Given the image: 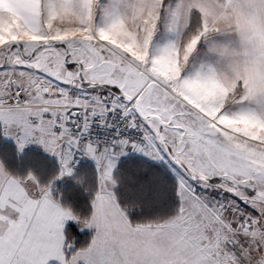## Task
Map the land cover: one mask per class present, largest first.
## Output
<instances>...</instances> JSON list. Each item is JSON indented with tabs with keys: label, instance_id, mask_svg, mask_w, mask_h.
Listing matches in <instances>:
<instances>
[{
	"label": "snow or ice",
	"instance_id": "1",
	"mask_svg": "<svg viewBox=\"0 0 264 264\" xmlns=\"http://www.w3.org/2000/svg\"><path fill=\"white\" fill-rule=\"evenodd\" d=\"M0 137V264H264V0H0Z\"/></svg>",
	"mask_w": 264,
	"mask_h": 264
},
{
	"label": "trees",
	"instance_id": "2",
	"mask_svg": "<svg viewBox=\"0 0 264 264\" xmlns=\"http://www.w3.org/2000/svg\"><path fill=\"white\" fill-rule=\"evenodd\" d=\"M0 155L7 156V162L12 167H23L24 164H33L32 166L35 167L38 171H42L45 177L53 174L56 170V166L54 165V163L43 155L38 158L37 154H33L34 157H32V152H28L27 154H25L26 157L22 156L20 159H18L16 157V148L14 147V145L9 141L4 140L2 137H0ZM24 160H27V163H21V161ZM80 171L81 170L78 171V174ZM56 186L59 192L62 194V200L64 203L70 204L75 210L81 212L82 214L86 215L88 213V194L85 193L80 186L73 183V179L71 177L62 181H56ZM146 214H149V210L147 208H144L142 210L133 211L131 213V216L135 219ZM69 231L72 236H75L76 243L78 245L86 244L88 239H90L91 237V233L89 231L84 230L83 232H81L74 223L69 224Z\"/></svg>",
	"mask_w": 264,
	"mask_h": 264
},
{
	"label": "crops",
	"instance_id": "3",
	"mask_svg": "<svg viewBox=\"0 0 264 264\" xmlns=\"http://www.w3.org/2000/svg\"><path fill=\"white\" fill-rule=\"evenodd\" d=\"M4 140H6V141H9V142H11L13 145H14V147L16 148V146H15V144H14V142L12 141V140H10V139H6V138H4V137H2ZM28 152H32V157H34L33 156V154L34 155H38V158L41 156V155H43V156H45V157H47L49 160H51L53 163H54V165L57 167V165H56V162H55V158L54 157H51V156H49V155H47L46 153H44L43 152V150L39 147V146H37V145H30L28 148H26L25 149V153H24V157H26V155L25 154H27ZM24 163H27V160H24L23 161ZM33 162H35V161H33ZM137 162H144V163H146V164H149L150 166H154V165H151V162H147V161H143V160H141V161H137ZM31 164V163H30ZM86 164V165H85ZM31 165H33V164H31ZM85 165V166H84ZM81 166H82V168H81ZM80 166V169H78V171L79 170H81V171H85V170H87V169H90L91 168V161H84V162H82V165ZM88 166V167H87ZM86 167H87V169H86ZM67 178H69V177H66V178H64V179H67ZM64 179H62V180H64ZM62 180H59V181H62ZM89 211V210H88ZM75 224V223H74ZM76 225V224H75ZM76 227L79 229V227H78V225H76ZM85 230H87V229H85ZM87 231H89L90 233H91V231L90 230H87Z\"/></svg>",
	"mask_w": 264,
	"mask_h": 264
},
{
	"label": "clouds",
	"instance_id": "4",
	"mask_svg": "<svg viewBox=\"0 0 264 264\" xmlns=\"http://www.w3.org/2000/svg\"><path fill=\"white\" fill-rule=\"evenodd\" d=\"M81 175H83V174H81ZM72 179H73V183H75V184H77L78 186H80V185L77 183V180L79 179V177H77V178H72ZM68 206L71 207L70 204H68Z\"/></svg>",
	"mask_w": 264,
	"mask_h": 264
}]
</instances>
